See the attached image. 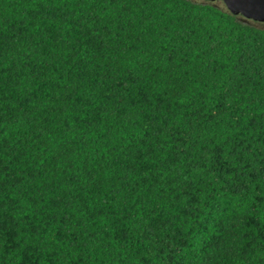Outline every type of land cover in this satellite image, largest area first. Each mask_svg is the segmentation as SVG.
<instances>
[{
  "label": "trees",
  "instance_id": "1",
  "mask_svg": "<svg viewBox=\"0 0 264 264\" xmlns=\"http://www.w3.org/2000/svg\"><path fill=\"white\" fill-rule=\"evenodd\" d=\"M0 264H264V28L0 0Z\"/></svg>",
  "mask_w": 264,
  "mask_h": 264
},
{
  "label": "water",
  "instance_id": "2",
  "mask_svg": "<svg viewBox=\"0 0 264 264\" xmlns=\"http://www.w3.org/2000/svg\"><path fill=\"white\" fill-rule=\"evenodd\" d=\"M222 2L226 11L232 15H241L254 21H264V0H222Z\"/></svg>",
  "mask_w": 264,
  "mask_h": 264
},
{
  "label": "rangeland",
  "instance_id": "3",
  "mask_svg": "<svg viewBox=\"0 0 264 264\" xmlns=\"http://www.w3.org/2000/svg\"><path fill=\"white\" fill-rule=\"evenodd\" d=\"M192 1H195V2H202V3H209V4H212L214 6H217L221 9H226L224 3L222 2V0H212V1H209V0H192ZM237 17L241 20V21H244V22H247V23H250V24H253L255 26H258V27H262L264 28V21H254V20H251V19H248L246 17H243L241 15H237Z\"/></svg>",
  "mask_w": 264,
  "mask_h": 264
}]
</instances>
